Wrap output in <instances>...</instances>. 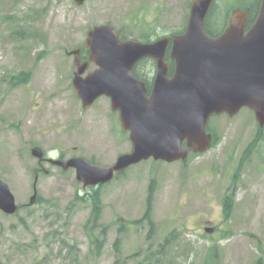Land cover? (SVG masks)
I'll return each instance as SVG.
<instances>
[{
	"label": "rangeland",
	"instance_id": "obj_1",
	"mask_svg": "<svg viewBox=\"0 0 264 264\" xmlns=\"http://www.w3.org/2000/svg\"><path fill=\"white\" fill-rule=\"evenodd\" d=\"M186 3L88 0L78 7L72 0H0V179L20 206L12 216L0 212V264H113L117 258L135 264L150 256H162L160 261L167 264H253L257 257L264 263V139L241 161L257 127L246 109L233 118H212L209 125L217 144L191 156L186 165L146 160L106 184L100 221L107 229L99 254L85 229L89 206L72 203L75 195L88 190L73 170L61 172L44 164L47 174H39L36 181V193L44 202L27 205L36 166L31 147L50 158L83 157L102 166L131 150L107 98L88 109L80 106L71 88L73 57L68 52L82 47L89 28L103 23L137 40L141 33L153 38L180 28ZM149 65L137 70L147 75ZM20 71H31L30 82L10 88L5 78ZM150 180H156L152 241L146 239L147 227L131 226L119 233L120 223L143 213ZM229 190L234 202L224 221L221 198ZM208 228L210 233L205 232ZM169 231V245L155 251ZM100 235L95 230L92 238ZM63 241L75 242L77 254H67Z\"/></svg>",
	"mask_w": 264,
	"mask_h": 264
},
{
	"label": "water",
	"instance_id": "obj_2",
	"mask_svg": "<svg viewBox=\"0 0 264 264\" xmlns=\"http://www.w3.org/2000/svg\"><path fill=\"white\" fill-rule=\"evenodd\" d=\"M73 1L80 6L85 0ZM211 3L194 0L185 32L173 37L169 58L174 68L170 77L164 61L168 38L148 44L120 41L109 24L87 32L84 48L88 61L81 64L79 52H72L73 90L84 108L101 95L110 98L111 110L118 112L122 129L129 131L132 151L120 155L111 166L91 164L81 157L51 160L52 165L63 171L74 169L83 187H93L109 182L141 160L152 157L173 162L184 160L187 150L205 152L212 140L206 124L213 115L233 117L247 108L258 127L264 128V0L246 32V15L235 12L225 31L214 39L203 31ZM143 58L156 64L148 95L144 84L132 76V68ZM88 62L98 69L82 77ZM183 142L187 150L182 149ZM30 154L38 161L43 159L39 147H33ZM16 210L13 196L0 180V211L12 215Z\"/></svg>",
	"mask_w": 264,
	"mask_h": 264
},
{
	"label": "trees",
	"instance_id": "obj_3",
	"mask_svg": "<svg viewBox=\"0 0 264 264\" xmlns=\"http://www.w3.org/2000/svg\"><path fill=\"white\" fill-rule=\"evenodd\" d=\"M212 14H213V11H211L209 13L208 17L211 16V17H209L211 19H216L218 17V15H216L217 13L213 16H212ZM256 14H257V12L252 13L248 16V21H247L248 24L252 23ZM204 31L207 35L214 33L213 29H211L210 26L209 27L206 26ZM119 37L122 40L126 39V35L124 34V32L121 29H119ZM138 39L144 43L149 42V40H151V34L145 35V34L141 33V36ZM80 49H81L82 57L85 58L87 55L86 51H84L82 49V47H80ZM143 64H146V65L150 64L149 70L151 69V71L147 75L144 74V72L140 73L137 70L138 66L143 65ZM153 67H154V63L150 59H142L135 65L132 72H133V75L137 79L144 81L146 83V85L149 86L150 82H149V79L147 78V76H150V74L152 73ZM30 78H31V71H20V72L8 75L5 78V80H6L8 86L10 88H17L20 86L27 85L30 81ZM208 130L210 131L209 127H208ZM212 133H213L212 146H215L217 143L218 137L213 130H212ZM262 139L263 138H262L261 131H257L255 139L244 150L241 161L248 159L250 154L253 153L254 149H256V147H258L260 145L259 142ZM183 164L186 165V161H184ZM239 169H240V166L238 167L236 174H234L233 178L237 177V172ZM35 172H37L36 167H34L32 169V173L34 174ZM232 183L234 184V179L232 180ZM154 185H155V180H151L150 185L147 188V196L145 199V209H144V212L142 213V215L137 220L129 221L127 223H121L119 228H118V232H122L124 229L128 228L129 225L130 226H136V227H146L147 226L148 231L146 234V239L148 241H152V237L154 236L155 228H156V224L154 223V221L152 219V213H151L152 212ZM101 189H102L101 187L91 188V189L85 191L82 196L75 195L73 202H72V203L80 202L82 204L88 205L90 208L89 216L86 219L85 229H86V233L88 234V238L90 239V242L93 244V247L95 249V254L100 253L102 242L105 238V233H106V229H107V226L103 225L100 222L101 211H102ZM37 202L40 203V202H44V201H42L38 197ZM45 202H49V201H45ZM221 204H222L223 219L228 220L230 217V214H231L232 207H233V190H230L226 196H223ZM95 230H99V232L101 234L100 238H94V239L92 238L93 232ZM171 237H172V232L169 231L168 234L162 240V243L157 246V249H155V251L163 252L166 249V247L169 245ZM119 246H120V240L117 238L113 244V248H114V252H115L116 256H118V254L120 253ZM62 248L69 255L70 254L76 255L77 251H78V247H77L76 243L68 244L67 242L63 241L62 242ZM211 251H216V249L212 248ZM136 254H137V252L134 255H136ZM159 257H160V259H159ZM159 257L153 258L152 256H150L146 260L136 262L135 264H167L166 262L160 261V260L164 259V258H162V256H159ZM124 261L125 260H119L117 258L113 262V264H125ZM41 263H42L41 261H37L35 264H41ZM253 264H264L262 257H257L253 261Z\"/></svg>",
	"mask_w": 264,
	"mask_h": 264
},
{
	"label": "flooded vegetation",
	"instance_id": "obj_4",
	"mask_svg": "<svg viewBox=\"0 0 264 264\" xmlns=\"http://www.w3.org/2000/svg\"><path fill=\"white\" fill-rule=\"evenodd\" d=\"M192 2L193 0H187L186 7L184 6L186 8V15L180 28H176V29L169 28V30L164 31L162 35H158L155 37V38L158 37L169 38L168 46H167L168 52L170 51L172 36L182 34L186 29L187 20ZM259 8H260V0H213L204 19V23H203L204 30L206 26L208 27L210 26V28L213 29L214 33L208 34V36L215 38L219 36L223 32V30L227 27L229 18L234 12L236 11H241L242 13L245 12L246 16H249L252 13H256V12L258 13ZM211 11H213L212 16L217 13L216 15H218V17L216 19L209 18L211 16L208 17ZM155 38H151V40H154ZM43 161L44 163H47V160H43Z\"/></svg>",
	"mask_w": 264,
	"mask_h": 264
}]
</instances>
